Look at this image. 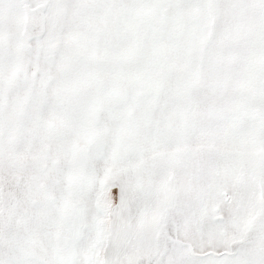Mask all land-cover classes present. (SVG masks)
<instances>
[{
	"label": "snow or ice",
	"instance_id": "1",
	"mask_svg": "<svg viewBox=\"0 0 264 264\" xmlns=\"http://www.w3.org/2000/svg\"><path fill=\"white\" fill-rule=\"evenodd\" d=\"M0 264H264V0H0Z\"/></svg>",
	"mask_w": 264,
	"mask_h": 264
}]
</instances>
